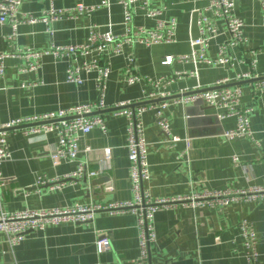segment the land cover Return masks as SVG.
Returning <instances> with one entry per match:
<instances>
[{"label":"crops","instance_id":"1","mask_svg":"<svg viewBox=\"0 0 264 264\" xmlns=\"http://www.w3.org/2000/svg\"><path fill=\"white\" fill-rule=\"evenodd\" d=\"M144 1L133 6L134 27L154 29L159 21L174 19V42L128 46L122 55L111 57L105 95L108 108L100 114L106 130L94 129L81 140L77 161H52L49 151L57 142V134L27 136L23 129L9 131L6 138L10 158L2 164L7 184L1 191L0 212L133 201L128 120L114 115L112 108L151 101L150 93L178 97L227 85L241 89L239 106L251 110L248 117L253 137L227 141L223 134L235 127L234 117L220 119L222 112L203 102L183 104L175 102L177 98L167 100L169 106L164 115L171 126L169 138L180 140L170 143L156 124L153 112L144 113L151 175L143 189L151 200L264 189V92L257 89L256 82H248L252 78H244L264 77V11L259 2L236 0L233 15L244 23L245 41L231 45L225 21L209 10L208 0H146V9L159 12L154 18L147 16ZM100 2L24 0L19 7L20 17L36 21L21 22L15 31L11 22L0 25V55L5 56V73L0 75V124L97 101L95 73L84 75L85 81L80 85L67 83V60L46 56L39 69L28 71L24 54L52 45L83 44L93 26L102 32L124 34V11L117 0H110L109 8H101L90 16L43 19L52 8L67 11L78 4L92 6ZM200 16L207 17L217 28L206 52L207 59H215L219 48L228 45L226 65L179 60L190 55L191 40L200 36ZM129 55L135 60V74L143 80L132 86L124 82ZM166 57L174 58L170 65L165 63ZM195 70L197 76L192 74ZM179 73L184 75L178 78ZM147 80H161V86H153ZM105 149L112 151L110 160L104 158ZM234 157L238 158L236 162ZM79 163L99 171L98 176L70 179ZM39 179L62 185L56 189L36 187ZM110 184L114 191L106 192ZM242 221H248L258 236L259 259L255 262L246 258L238 228ZM153 226L156 240L149 246L145 260L140 252L138 217L130 211H99L87 223H65L31 232L13 253L4 250L5 237L0 233V264H264V199H239L226 207L214 208L178 203L157 211ZM103 237L110 240L111 247L98 253L96 242Z\"/></svg>","mask_w":264,"mask_h":264},{"label":"built area","instance_id":"2","mask_svg":"<svg viewBox=\"0 0 264 264\" xmlns=\"http://www.w3.org/2000/svg\"><path fill=\"white\" fill-rule=\"evenodd\" d=\"M24 0H0V25L6 22L12 23L15 31L17 25L21 22H35L36 19L22 18L19 15V7ZM139 0H117L122 7L123 21L125 29L124 34L116 35L112 32H102L98 27L93 26L89 30V37L83 44L78 45H52L49 49L41 51L28 50L24 55L28 59L27 70L34 71L40 68L41 60L46 56H51L56 60L65 59L68 61L66 70V82L80 85L85 79L84 75L95 73L98 99L94 103L80 104L60 109L57 112H49L43 115L31 117L28 119H16L6 124H0V199L1 191L7 182L2 173V164L10 158V152L7 144V133L18 127H22L27 136H47L57 134V142L49 151L52 161L57 164L61 161L75 162L78 160L81 140L90 134L94 129L106 130V124L103 117L93 113L107 109L105 102L106 83L111 74L110 59L112 56L122 55L124 48L134 45H157L169 44L174 42L177 29V22L172 20L159 21L154 29L144 27H134L133 6ZM259 2L264 11V0ZM143 8L146 9L147 2L144 1ZM209 10L216 17L223 19L227 26V32L230 36V44L238 45L245 41L243 35L244 23L241 19L233 15L236 0H208ZM110 0H101L100 4L86 6L78 4L67 11H57L51 9L45 13L44 20H56L60 16L73 15L90 16L101 8H109ZM147 16L154 18L159 12L146 9ZM200 36L191 40L190 55L179 57L180 61H192L195 64L210 63L213 65H226L229 63L227 55V46L222 45L219 48L218 55L213 60H208L206 52L209 48L211 39L217 34L215 24L205 16L199 19ZM4 55H0V75L5 73L2 60ZM173 57H166L165 63L170 65ZM129 65L124 70V82L128 86L142 83L143 80L134 72V57L129 55ZM198 75L197 70L192 73ZM184 73H179L181 78ZM244 78H258L257 76H245ZM151 85L160 87L161 80L157 82L149 81ZM257 89L264 92V80L256 82ZM241 89L239 87L228 88L217 86L211 90H205L198 94L182 96L175 99L177 103L191 104L201 100L205 105L221 111L220 119L234 117L236 125L233 129L226 131L223 136L227 141L241 138H252L248 117L249 109H242L239 106ZM170 97L167 93H150L149 100L167 99ZM133 103H123L116 105L114 115L124 116L128 120L127 129V148L128 158L131 163V181L134 200L125 203H115L109 206H85L76 205L67 208L42 209L39 211L25 210L14 213L0 212V233L5 237V243L8 251L13 253L31 232L44 231L49 226H58L65 223H87L90 222L94 215L99 211H108L117 213L121 211H130L138 217V228L140 231V252L143 260L148 258L149 246L155 242L156 234L153 226L154 215L157 211L171 208L178 203L190 205L193 208L200 206L226 207L239 199L258 200L264 199V189L254 190H236L222 191L205 194H192L187 197H178L171 199L151 200L146 196L143 189V183L150 179V165L148 162L149 143L145 137V127L143 115L146 111H152L156 124L163 133L168 137L170 143L178 142L177 137L169 138L170 122L164 115V110L169 106V102L163 101L157 104L139 106L135 109L129 108ZM89 149H87L88 151ZM112 155L111 149L104 150L105 160H110ZM235 162L237 157L233 159ZM99 171L89 169L88 165L79 163L76 171L70 179L79 180L94 178L98 176ZM50 186L56 189L62 185L60 182L39 179L36 187ZM106 192L114 191L113 184L105 188ZM239 235L243 242V248L246 258L250 262L259 259L257 251L258 236L253 226L248 221H242L239 225ZM111 247L110 240L103 237L96 242V250L103 253Z\"/></svg>","mask_w":264,"mask_h":264},{"label":"water","instance_id":"3","mask_svg":"<svg viewBox=\"0 0 264 264\" xmlns=\"http://www.w3.org/2000/svg\"><path fill=\"white\" fill-rule=\"evenodd\" d=\"M262 80H264V77H263V78H258V79H252V80H250V81H248V82H249V83H254V82L262 81ZM238 84H239V83H238ZM222 87H231V85L222 86ZM208 90H211V89H208ZM201 92H203V91H201ZM201 92L188 93V94H185V95H179L178 97H168L167 99H156V100H151V101H147V102L134 103V104L130 105L129 108H131V109H135L136 107H139V106H146V105H150V104H157V103H160V102L165 101V100H172V99L179 98V97H182V96H189V95H192V94H198V93H201ZM197 102H202V101L199 100V101H197ZM197 102H195V104H196ZM112 110H114V109H112ZM104 112H106V111H99V112H96V113H93V114H94V115H99V114H102V113H104ZM216 118H217V121H218V117H216ZM216 118H215V119H216ZM189 120H190V119H189ZM21 128H22V127H18V128H16V129H21ZM4 250H5L6 252L9 253L7 245H4ZM6 258H7L8 260H10V256H9V254H7V257H6Z\"/></svg>","mask_w":264,"mask_h":264}]
</instances>
